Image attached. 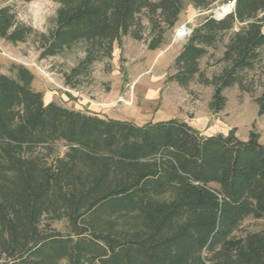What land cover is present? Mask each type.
Segmentation results:
<instances>
[{"label": "trees", "instance_id": "1", "mask_svg": "<svg viewBox=\"0 0 264 264\" xmlns=\"http://www.w3.org/2000/svg\"><path fill=\"white\" fill-rule=\"evenodd\" d=\"M27 1V0H25ZM207 8L204 0H191ZM54 26L36 33L0 5V37L37 34L40 58L80 46L63 72L76 87L124 36L158 49L178 21L182 0H57ZM146 20L147 26L144 24ZM167 76L180 87L243 85L260 61L264 0H235L221 19L191 30ZM228 34V35H227ZM227 35L211 78L199 59ZM0 73V264H264V231L236 236L246 217L264 218V143L250 131L205 135L175 118L135 123L44 101L34 74L12 64ZM264 115V93L255 98ZM65 147L63 155L56 148ZM53 220H65L67 231Z\"/></svg>", "mask_w": 264, "mask_h": 264}, {"label": "rangeland", "instance_id": "2", "mask_svg": "<svg viewBox=\"0 0 264 264\" xmlns=\"http://www.w3.org/2000/svg\"><path fill=\"white\" fill-rule=\"evenodd\" d=\"M182 1L178 21L167 31L160 48L149 50L143 40L124 36L120 46H114L112 57L95 62L90 75L81 78L76 87L66 86L62 74L83 55L80 46L64 50L59 55L40 58L37 34H30L25 42L15 44L0 37V73L10 74L12 64L27 67L34 74L32 86L68 108L94 109L103 115L124 117L135 123L175 118L187 121L205 135L226 134L235 128V134L242 140L253 131L264 143V115H258V104L254 101L264 93V47L260 48V61L241 72L243 85L249 91L240 90L236 84L226 87L225 107L221 111H211L208 103L212 86L201 84L197 76L186 87L167 80V76L174 72L173 59L191 30L209 16L216 18L215 11L224 5L230 4L231 11L234 0H204L207 8L197 6L191 0ZM5 4L12 7L17 21L31 26L36 33H45L54 26L59 7L57 0H0V5ZM144 24L147 26L146 20ZM180 28H186L187 32L178 35ZM227 35L199 59V68L208 78L220 73L224 67V63L217 59L222 55ZM56 150L62 156L65 147L59 145ZM51 223L57 230L67 231L65 220ZM261 231H264V218L249 216L234 234L245 236Z\"/></svg>", "mask_w": 264, "mask_h": 264}, {"label": "bare ground", "instance_id": "3", "mask_svg": "<svg viewBox=\"0 0 264 264\" xmlns=\"http://www.w3.org/2000/svg\"><path fill=\"white\" fill-rule=\"evenodd\" d=\"M231 7V5H224V7L222 8H219L215 11V15H218V16H222L224 14V12L229 9ZM187 29L186 28H180V30H178V35L182 34V33H185L187 32L186 31Z\"/></svg>", "mask_w": 264, "mask_h": 264}, {"label": "crops", "instance_id": "4", "mask_svg": "<svg viewBox=\"0 0 264 264\" xmlns=\"http://www.w3.org/2000/svg\"><path fill=\"white\" fill-rule=\"evenodd\" d=\"M43 96H44V101L47 103L48 101H55L54 99H53V96H45L44 94H43ZM70 108V107H69ZM71 109H74V108H71ZM77 109H79V108H77ZM77 109H74V110H77ZM79 110H85V111H90V112H96V113H98V114H100V115H103V114H101V113H99L98 111H96V110H94V109H92V110H87V109H84V108H80ZM159 120H166V119H159ZM151 121H153V120H151Z\"/></svg>", "mask_w": 264, "mask_h": 264}, {"label": "water", "instance_id": "5", "mask_svg": "<svg viewBox=\"0 0 264 264\" xmlns=\"http://www.w3.org/2000/svg\"><path fill=\"white\" fill-rule=\"evenodd\" d=\"M234 4H235V0L233 1L232 6H234ZM228 12H230V9H229L227 12H224V14H226V13H228ZM224 14H223L222 16H218V15H215V14H214V15H215L216 18L221 19V18L224 17Z\"/></svg>", "mask_w": 264, "mask_h": 264}]
</instances>
